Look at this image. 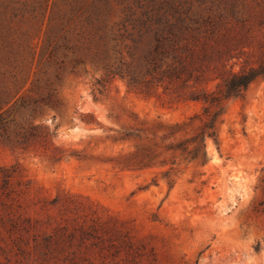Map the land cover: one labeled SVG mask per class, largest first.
<instances>
[{
    "label": "rangeland",
    "instance_id": "374dc122",
    "mask_svg": "<svg viewBox=\"0 0 264 264\" xmlns=\"http://www.w3.org/2000/svg\"><path fill=\"white\" fill-rule=\"evenodd\" d=\"M235 2L264 12V0H0V264H264V82L228 102L210 162L172 188L158 169L118 168L129 145L110 139L135 115L201 110L188 91L113 78L152 80L153 34L118 32L127 17L201 24Z\"/></svg>",
    "mask_w": 264,
    "mask_h": 264
},
{
    "label": "trees",
    "instance_id": "16d2710c",
    "mask_svg": "<svg viewBox=\"0 0 264 264\" xmlns=\"http://www.w3.org/2000/svg\"><path fill=\"white\" fill-rule=\"evenodd\" d=\"M236 2L231 7L225 4L217 19L207 16L201 24L197 20H192L193 24L185 20L163 23L161 15H155L157 26H153L150 22L154 17L142 12L137 18L130 14L118 28V32L126 33L132 26L139 40L153 34L144 61L145 75L152 80L140 82L134 72L123 68L111 70L113 78L127 79L134 87H150L156 82L165 90L188 91L182 99L201 104L199 112L177 122L135 115L133 123L110 137L113 144L129 145V151L115 160L118 168L158 169L172 188L183 171L210 162L208 143L220 145L228 102L244 99L252 85L264 82V12L245 16L237 11ZM209 81H217L214 89L200 88ZM37 128L32 126L31 130Z\"/></svg>",
    "mask_w": 264,
    "mask_h": 264
}]
</instances>
